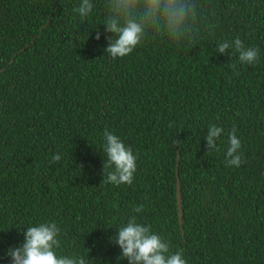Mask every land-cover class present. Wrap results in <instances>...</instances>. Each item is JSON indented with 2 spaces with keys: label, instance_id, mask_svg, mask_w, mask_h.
<instances>
[{
  "label": "trees",
  "instance_id": "1",
  "mask_svg": "<svg viewBox=\"0 0 264 264\" xmlns=\"http://www.w3.org/2000/svg\"><path fill=\"white\" fill-rule=\"evenodd\" d=\"M80 2L0 0V264L46 220L61 251L128 264L109 237L129 215L188 264H264V0H190L181 47L150 34L116 59L105 0L84 19ZM236 36L259 47L255 66L216 52ZM210 124L224 128L219 152H206ZM233 126L240 167L225 166ZM106 129L138 155L132 185L102 182Z\"/></svg>",
  "mask_w": 264,
  "mask_h": 264
},
{
  "label": "clouds",
  "instance_id": "2",
  "mask_svg": "<svg viewBox=\"0 0 264 264\" xmlns=\"http://www.w3.org/2000/svg\"><path fill=\"white\" fill-rule=\"evenodd\" d=\"M106 19L103 23L105 31L110 33L105 39L107 52L112 59L123 58L147 40L150 34L164 37L178 48L181 39L188 31L187 22L193 16L190 0H105ZM94 9L93 0H81L74 9L81 19L87 18ZM101 33L96 32L95 39ZM231 49L232 52L228 50ZM216 52L229 55L238 54L241 64L255 66L260 59L258 46H245L244 41L236 36L233 40H225L216 45ZM235 67V65H230ZM238 129L233 126L228 132V147L225 151V166L240 167L244 158L239 151L241 140L237 137ZM224 128L216 124L208 126L206 152L221 150V133ZM105 161L103 172H107L102 182L120 186L132 185L137 171L138 155L133 153L130 145L113 132L103 133ZM62 159V154H53L50 161L55 164ZM145 205L133 207V213H141ZM23 241L10 246L5 255L10 257V264H92L89 252L65 253L61 251V226L54 220L37 222L23 227ZM109 242L119 245L120 254L117 261L126 259L128 264H188L184 258V250L172 251L171 243L161 233L153 230V226L141 222L137 215H129L126 221L114 229ZM89 249V248H88ZM96 261V260H95Z\"/></svg>",
  "mask_w": 264,
  "mask_h": 264
},
{
  "label": "water",
  "instance_id": "3",
  "mask_svg": "<svg viewBox=\"0 0 264 264\" xmlns=\"http://www.w3.org/2000/svg\"><path fill=\"white\" fill-rule=\"evenodd\" d=\"M177 200H178V210H179V220L180 222L182 221V210H181V196H180V192H179V181H177Z\"/></svg>",
  "mask_w": 264,
  "mask_h": 264
}]
</instances>
